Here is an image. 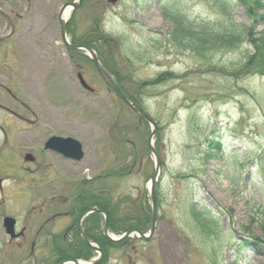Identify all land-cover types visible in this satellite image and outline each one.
Here are the masks:
<instances>
[{
	"label": "rangeland",
	"instance_id": "1",
	"mask_svg": "<svg viewBox=\"0 0 264 264\" xmlns=\"http://www.w3.org/2000/svg\"><path fill=\"white\" fill-rule=\"evenodd\" d=\"M66 1L73 0H0V213L30 230L39 223L41 197L45 210L66 206L61 196L49 203L36 175L23 169L35 166L25 153L40 159L36 146L52 135L74 137L85 149L75 169L52 163L60 183L111 169L107 188L122 202L121 215L141 198L150 216L153 127L106 85L84 51L64 46L58 12ZM113 1L84 0L70 10L66 37L96 39L101 64L155 123L158 220L151 240L108 244L99 264H264V164L252 171L264 149V78H235L229 69L239 50L203 44L229 25L213 0ZM77 72L94 92L81 87ZM213 136L222 141L219 151ZM30 205L38 208L33 220ZM50 246L38 243L30 255V243L5 237L1 218L0 264H41ZM91 256L75 257L97 254Z\"/></svg>",
	"mask_w": 264,
	"mask_h": 264
},
{
	"label": "trees",
	"instance_id": "2",
	"mask_svg": "<svg viewBox=\"0 0 264 264\" xmlns=\"http://www.w3.org/2000/svg\"><path fill=\"white\" fill-rule=\"evenodd\" d=\"M84 1V0H83ZM215 4L222 10L226 16L229 18V25L226 27L227 29L223 32H219L217 34H209L207 36L206 43L209 44L212 49L214 47L218 51H226L230 50H239L240 52V60L233 68H230L232 74H234L235 78L240 76H259L264 78V1L263 0H213ZM261 10L259 13L258 11ZM243 15L248 23L246 24L243 20H236L233 15L238 14ZM177 20V17H173ZM258 24L262 26L261 30H256L254 26ZM177 28V27H176ZM176 31H180L179 28ZM81 38H74V41L79 42ZM89 45L95 46L96 39L92 37L83 41ZM208 42V43H207ZM239 47H244L242 49ZM213 51V50H209ZM204 128L200 131L202 133ZM214 135V134H213ZM213 138H217L213 136ZM215 148L219 151L221 150L222 141L218 139L216 143H214ZM234 151H232L233 153ZM259 160L257 162H252L255 167H253L252 171H260L261 167L264 164V149L258 157ZM233 167V166H232ZM111 170V169H109ZM106 170V175L108 173H112L111 171ZM123 170V169H122ZM121 170V171H122ZM236 170V169H235ZM233 170V172L235 171ZM106 179L99 177H92L90 180L83 182L80 186L81 198H79L76 194L75 203H81L83 205L95 204L102 207L106 213L108 218V224L110 229L114 232H119L124 229H128L130 227H137L141 230H144V226L149 222L150 216L147 213L143 212V208L141 209V205L144 203V199H137L134 201V204H137L128 215L122 216L120 213V205L122 202L119 201L112 194V190L108 191L106 180L108 175L105 176ZM141 194V192H140ZM145 211V210H144ZM191 215L194 217L195 222L199 223L198 214L194 213L191 210ZM95 221V220H94ZM95 229V228H94ZM264 243V241H263ZM112 247L116 245V243H111L110 241H106L102 248L106 251V248ZM119 244V243H118ZM253 244V243H252ZM261 244V243H259ZM70 245L71 247H69ZM63 244V243H55L51 244L50 251H48V256L42 253L41 256L38 257V261L42 264H54L56 261V256L59 254L61 256L71 257L75 255H82L88 257L91 253L85 244L76 243V244ZM75 247V249L73 248ZM45 247V245H44ZM65 249L67 251H65ZM63 256V257H64ZM53 257L54 259H50ZM36 260V259H35ZM37 260L35 263L38 262Z\"/></svg>",
	"mask_w": 264,
	"mask_h": 264
},
{
	"label": "flooded vegetation",
	"instance_id": "3",
	"mask_svg": "<svg viewBox=\"0 0 264 264\" xmlns=\"http://www.w3.org/2000/svg\"><path fill=\"white\" fill-rule=\"evenodd\" d=\"M69 2V1H66ZM22 17V15H21ZM67 24H65V30L67 32ZM59 25V23H58ZM60 28V27H59ZM73 43H76L74 39L72 40ZM79 44H87L85 42H79ZM73 52L79 53V50H72ZM117 83V81L115 80ZM5 109V108H4ZM9 111V110H8ZM9 113H12L9 111ZM34 126V125H33ZM32 127H24L19 130V132L29 130L31 132H34ZM40 134V133H38ZM47 140V139H46ZM42 142V144H39V153L42 155L40 156V159L36 158V156L31 152L27 151L25 155L23 156L24 161H28L30 164H35L34 167H25L23 168L24 171L30 172L32 174H35L36 177H33L36 179L35 186H39L41 188L40 190L44 191L46 190L47 194L46 196L50 199L51 202L59 201V197L61 196L64 204L66 205L63 207L64 209H60L59 207H56L57 205H50L51 207H46V210L44 209V197H41L40 202L42 200V203L40 204V210L38 209L37 212V219H39V223H35L33 229H28L27 225H19V222L17 221V217L11 216L14 218V227H13V235L7 234L5 231V237H7L8 240L14 241V242H20V243H30L31 244V252L30 255L33 254V251L35 249V245L38 243H64V244H76L81 243L85 244L86 242L83 240L82 236H86L91 241L95 242L98 245V248L100 250H103L102 244L104 245L107 241V237L102 232V225L103 220L102 216L103 214L99 211H91L88 212L83 219L80 222V225L78 224V221L82 215V213L87 210L88 208H97L105 211L102 207L90 204V205H83L79 203H75V199L77 197L74 196L76 194L79 198H81V192L80 186L83 184V182L90 180L92 177H83L76 179L75 181L71 183L70 180H67L65 182L60 183L59 177L54 174V172L51 171L53 168L52 163H54L56 166L59 165L60 169L63 170L61 167H67L65 169L79 167L81 162L83 161L85 157V149L82 145L83 150V156L80 160H76L73 157L64 156L61 153L45 148V142ZM37 151V150H35ZM27 154H30V158H25ZM39 160V162L37 161ZM47 161H50L48 163ZM46 164L47 168L45 169V166L43 164ZM21 168V167H20ZM22 169V168H21ZM16 170V169H14ZM13 173V172H11ZM101 175L98 173L97 175H94L95 177H101L103 179H106V169L103 171ZM13 173L12 175H14ZM0 186H1V180H0ZM12 190V189H11ZM4 197V196H3ZM27 200V199H26ZM48 203V204H49ZM30 209V217L33 220V212L37 209L34 208L32 205L29 206ZM10 216V215H9ZM3 218V216L0 213V220ZM95 220V221H94ZM60 227H58V226ZM95 228V229H94ZM121 230L120 232H122ZM128 242V241H127ZM125 243L122 242L120 246L124 245ZM86 245V244H85ZM75 249V247L73 246ZM92 253L94 251L90 250Z\"/></svg>",
	"mask_w": 264,
	"mask_h": 264
},
{
	"label": "water",
	"instance_id": "4",
	"mask_svg": "<svg viewBox=\"0 0 264 264\" xmlns=\"http://www.w3.org/2000/svg\"><path fill=\"white\" fill-rule=\"evenodd\" d=\"M81 0H75L71 3H65L61 6L60 10H59V24H60V29H61V38L63 43L71 49H83L85 50L91 60L93 61L98 73L100 74V76L104 79V81L109 85V87H111L116 93L117 95L128 105L130 106L138 115L139 120L144 119L147 122H149L153 129H152V133L149 136L148 139V143H149V150L154 154L155 158H156V165H155V171L153 176L151 177V182H150V187H149V197H150V202H151V223H150V228H149V232L147 234H143L141 233L139 230L137 229H131L128 230L126 232H124L122 235L118 236V237H110L107 233V219L105 217V221H104V225H103V233L106 235V237H108L109 240L113 241V242H117L119 240H121L122 238L132 235L134 233L137 234L138 237H140V239L142 240H149L154 232V228H155V221H156V199L154 196V188H155V181L157 179V175L159 173V159L157 157V154L155 153V150L153 148V145L151 144V137L152 135L155 133V124L154 122L146 115V113L141 109V107H139L137 104H135L134 102H132L131 100H129L121 91L120 89L117 87V85L115 84V82L112 80L111 75L102 67V65L99 62V59L97 57V54L95 53V51L91 48L88 47L86 45H74V44H70L67 41L66 38V34H65V25H64V20H63V15L65 12V9L67 7H70L72 9H75L79 6ZM77 78L79 80V83L81 84V86L89 91H92L91 87L84 81L82 75L80 73L77 74ZM45 148H49L52 150H55L59 153H61L64 156H69V157H73L76 160H80L83 156V150H82V146L81 143L73 138V137H61V136H51L49 137L46 142H45ZM30 154H27L25 158H30ZM94 210L93 208H88L87 210H85L78 223L81 222L82 218L90 211ZM3 226L5 228V231L10 234L13 235V226H14V219L11 217H5L3 219ZM82 238L84 239V241L89 245V247L93 250L99 251V249L97 248V246H95L94 244H92L89 239L86 236H82ZM99 258H95L92 261L89 262H84V261H80L77 259H70L67 260L65 262H72L73 264H96L99 261ZM65 262H60L59 264H64Z\"/></svg>",
	"mask_w": 264,
	"mask_h": 264
},
{
	"label": "bare ground",
	"instance_id": "5",
	"mask_svg": "<svg viewBox=\"0 0 264 264\" xmlns=\"http://www.w3.org/2000/svg\"><path fill=\"white\" fill-rule=\"evenodd\" d=\"M68 11H69V10H68V8H67V10L65 11V12H66L65 14H67V13H68Z\"/></svg>",
	"mask_w": 264,
	"mask_h": 264
}]
</instances>
